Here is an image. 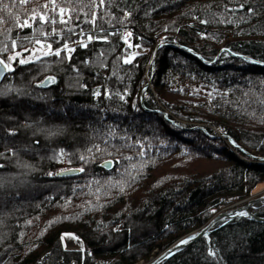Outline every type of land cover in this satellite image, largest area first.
I'll list each match as a JSON object with an SVG mask.
<instances>
[{"label":"trees","instance_id":"trees-1","mask_svg":"<svg viewBox=\"0 0 264 264\" xmlns=\"http://www.w3.org/2000/svg\"><path fill=\"white\" fill-rule=\"evenodd\" d=\"M120 24L129 44L115 32ZM91 26L109 39L16 58L0 82V264L145 261L264 180V161L237 147L264 155V66L235 55L264 61V0H0V58L38 40L53 50ZM172 44L208 61L226 50L205 64ZM144 73L151 89L140 101ZM186 85L206 97H183ZM43 122L55 134L30 131ZM58 148L76 173L56 174ZM207 160L221 164L202 170L197 162ZM81 199L85 208L75 205ZM62 202L74 209L38 221ZM253 212L264 216V205ZM62 230L84 249L63 248ZM162 264H264V222L233 219Z\"/></svg>","mask_w":264,"mask_h":264},{"label":"rangeland","instance_id":"rangeland-1","mask_svg":"<svg viewBox=\"0 0 264 264\" xmlns=\"http://www.w3.org/2000/svg\"><path fill=\"white\" fill-rule=\"evenodd\" d=\"M124 16V18L127 16V15H125V13L123 14ZM171 20V19H170ZM102 31V29H99V30H96V28L95 27H92L91 26V28H81V29H78V30H73L72 31V33H71V35H70V39L68 40V42H66L65 44H62V45H65V47H62V45L60 46V47H57V48H60V52L61 51H65L66 52V54H68V53H70L71 52V50H72V48H74V46H76V45H80L81 47H85L87 44H88V42L89 41H93V40H96V41H98V42H102V41H107L108 39H109V37L108 36H106V34H102V35H99L100 33H101V31ZM96 32H97V34H96ZM115 32H118V35L120 36V39H121V41L123 42V44L124 45H126V44H129V42H130V32H131V30H130V28L128 27V26H126V25H122V24H120L118 27H116L115 28ZM89 36H91L92 37V39H88V37ZM102 37H106V39H103ZM158 44H161V45H163L164 43H162V42H158V43H156L155 44V46L153 47V49H151V60H150V62H149V64H147L146 66H145V72H147V73H149L147 70L149 69V67H151V74H152V72H153V67H154V58H155V53H156V51H157V49L161 46H159V47H157L156 48V46L158 45ZM49 47H50V45H49V42L47 41V40H38L37 42H36V44L35 45H33L32 47H30V49L28 50V52L27 53H24V52H22V50H15V51H13V52H11V53H9V55L7 56V58L6 59H3V60H1V58H0V60L1 61H3L4 63V65H5V63H13V61H14V59H18L19 61L20 60H22V59H24L25 61H28V60H31V59H25L26 57H30V56H35L36 58H38V57H41V56H44L46 53H50V52H53V53H56L55 51H54V49L53 50H50L49 49ZM223 48H225V47H221L220 49H219V51H218V53H217V56L219 55V52H221L222 50H223ZM33 49H36V51H33ZM41 49H44V52H43V54H41ZM56 49V48H55ZM132 50L133 51H131V54L132 53H135V52H140L141 51V49H140V46L139 45H134L133 46V48H132ZM24 51V50H23ZM15 53H19V55L18 56H15L14 54ZM216 57V56H215ZM35 58V59H36ZM213 61V60H212ZM12 68V67H11ZM11 68H6L7 69V71L8 70H10ZM7 71H6V73H7ZM6 73H5V75H6ZM146 73H144V75H145ZM150 74V75H151ZM4 75V76H5ZM48 77V76H47ZM47 77H45V78H47ZM51 78H52V81H53V77L52 76H50ZM44 78V79H45ZM3 79V78H2ZM43 79V78H42ZM41 79V80H42ZM43 79V80H44ZM42 80V81H43ZM144 80H145V82L143 83V85H142V87H141V89H140V93H139V96H140V101H142V95H143V92L145 91V89L146 88H149V89H151V79H150V77H147V74L144 76ZM41 81V82H42ZM1 82V81H0ZM40 82V83H41ZM186 92H184V94H183V97H190V98H204V97H206V91H205V89H203V87L202 86H195V85H186ZM179 94V93H178ZM179 96V95H178ZM171 97V96H170ZM146 109V108H145ZM147 110V109H146ZM155 111H159V112H161L162 113V116H163V118H166V119H168V122L169 123H171V124H177L176 123V121L175 120H173V119H171L169 116H168V113L166 112V111H164V110H162V109H155ZM51 124V123H50ZM52 126V125H51ZM47 127H49V125H47V124H45L44 122H43V127H39V128H36L35 126H32V127H30V131L32 132V133H34V134H42L44 137H45V135H53V134H55V130H49V132H45L46 131V129H47ZM205 130V129H204ZM216 131V130H215ZM45 132V133H44ZM44 133V134H43ZM49 133H51V134H49ZM219 136H221V137H225V138H227L228 139V141L227 142H229L231 145H233V141L231 142L230 140H229V136L228 135H226V134H218ZM232 140V139H231ZM237 147L240 149V150H242L244 153H247L248 155L250 154V155H253V156H260V157H263V158H261V159H257V158H255V157H253V156H251V158H255L256 160H258V161H264V155H261V154H258V155H254V154H252L249 150H247L246 148H244L242 145H237ZM62 149H60V148H58L57 149V162H58V166H56V168H57V173L56 174H60V173H66V171H68V170H70V171H72V172H69V173H67V174H74V173H76L77 171H78V169L76 168H73V169H69V167H67V161H68V158H67V152H65V151H61ZM79 156H80V154H78ZM199 160H201V159H199ZM195 161H197V160H195ZM102 164L103 165H105V164H109V167H110V165L112 164L111 163V161L110 160H105V161H102ZM197 164H199L198 166L202 169V170H210V169H212V168H214L215 166H217V165H219V164H221V161H218V160H207V161H202V162H200V163H198L197 162ZM23 166V168L24 169H30L31 167L29 166V164H25V165H22ZM32 169V168H31ZM73 170H74V172H73ZM18 178L15 180L14 179V181L13 182H11V181H8V185L10 186V185H12V183H13V187L15 188L16 186V183H18ZM4 181V180H3ZM1 182V181H0ZM5 182V181H4ZM11 182V183H10ZM0 184H3V183H0ZM264 195V180L263 181H261V182H258L257 184H255V186L251 189V191H250V193L248 194V195H246L245 197H243V198H241V199H238V200H235V201H233V202H231V203H229L228 205H224V206H221L219 209H217V211H215L210 217H209V219L214 215V214H216L217 212L219 213V212H221V211H224V210H227L228 208H236V207H239V206H241V205H244V204H246L248 201H250V200H252V199H256V198H258V197H260V196H263ZM81 201H82V199H81ZM85 202V203H84ZM84 202L82 201V202H80V203H82V204H75V205H78V207L77 208H79V207H82V208H85L86 206H87V203L89 202V201H85L84 200ZM52 204V203H51ZM50 204V205H51ZM56 205L55 206H53V209H50L49 211H47V212H45L44 213V217H40V218H37L38 219V221H44L47 217H50V212L52 211V213H60V212H64V213H66L67 211H70L71 209H74V208H71L70 206L69 207H67L70 203H61L60 205H58L57 203H55ZM86 205V206H85ZM264 205V202H254L253 203V205L252 206H250L248 209L253 213V214H255V215H258V216H261V215H259V214H257V213H255V212H253V209H255V208H258V207H261V206H263ZM83 206H85V207H83ZM87 210V209H86ZM237 218H239V217H237ZM237 218H234V219H237ZM241 218V217H240ZM244 218V217H243ZM248 219V218H247ZM34 220H35V216H34ZM233 220V219H232ZM252 220V219H251ZM208 221V220H207ZM231 221V220H230ZM255 221V220H254ZM229 222V221H228ZM26 223H28V221H25V224ZM227 223V222H226ZM28 224H30L31 225V227H32V223H28ZM33 224H35V226L37 225V226H39L38 225V223L37 222H35V223H33ZM36 226V227H37ZM202 226V225H201ZM221 227V226H220ZM199 228V227H198ZM198 228H196V229H198ZM219 228V227H218ZM196 229H193V230H196ZM217 229V228H216ZM216 229H214V230H216ZM37 230L38 231H43L42 229H41V227H37ZM193 230H191V231H193ZM213 230V231H214ZM191 231H189V232H191ZM213 231H211V232H213ZM189 232H187V233H185V234H183V235H181V236H184V235H186V234H188ZM210 232V233H211ZM65 233H73L74 234V236H69V235H64L63 236V239H62V234H65ZM209 233V234H210ZM209 234L207 235V236H204L205 238H206V240H208L209 239ZM180 236V237H181ZM77 237H78V239H77ZM202 237V236H201ZM179 238V237H178ZM177 238V239H178ZM59 241H60V243H61V245H62V247L63 248H65V249H69V250H79V251H82L83 249H84V246H83V242H82V239H81V237L76 233V232H74V231H71V230H62V231H60V233H59ZM169 245V244H168ZM167 245V246H168ZM167 246H165L164 248H166ZM187 247V246H186ZM164 248L163 249H161V250H158V251H156L154 254H152L147 260H145V261H138L137 263H135V264H145L146 262H148L149 261V259L151 258V257H154V256H156L158 253H160L162 250H164ZM185 248V247H184ZM182 250V249H181ZM180 251V250H179ZM178 252V251H177ZM177 252H175V253H177ZM175 253H173V254H175ZM172 254V255H173ZM171 255V256H172ZM46 257L47 256V254L46 253H44L43 254V257ZM171 256H169V257H171ZM168 257V258H169ZM168 258H166L165 260H163L160 264H162L164 261H166ZM69 264H77V262L75 261V260H71V262L69 263ZM94 264H103V261H101V260H97V261H95L94 262Z\"/></svg>","mask_w":264,"mask_h":264},{"label":"water","instance_id":"water-1","mask_svg":"<svg viewBox=\"0 0 264 264\" xmlns=\"http://www.w3.org/2000/svg\"><path fill=\"white\" fill-rule=\"evenodd\" d=\"M160 45L161 44H158L156 46V48L159 47ZM172 45H176V46L185 48L190 53L194 54L199 59H201V61L205 64L213 63L217 58V55H216V57L213 59V61H208V60L204 59L197 51H195L194 49H192L190 47H187L184 45H177V44H172ZM223 50H226V48H223ZM232 54H234V53H232ZM235 55L239 56V57L247 58L246 56H244L242 54H235ZM247 60L264 66V63L261 62L262 60H258V59H254V58H250V59L247 58ZM6 71H7V69H6L5 65L3 63H0V81L4 77ZM51 82H52V78L47 77L40 83V85L46 86L47 84H49ZM229 140L232 142L230 137H229ZM249 156H253V155L249 154ZM253 157H255L257 159L263 158L260 156H253ZM104 166L109 167V164H105ZM69 172H72V171L68 170V171H66L65 174H67ZM62 174H64V173L62 172ZM257 201L258 202H264V195L260 196L256 199H252V200L248 201L246 204L241 205L239 207L228 208L227 210L221 211L219 213L217 212L210 219H208V221L205 224L200 226L198 229L193 230V231L189 232L188 234L179 237L178 239H175L166 248H164V250H162L156 256L151 257L149 259V261L146 262L145 264H160L163 260H165L166 258L171 256L173 253H175V252L183 249L184 247L190 245L192 242L196 241L201 236H207L211 231H213L214 229L224 225L226 222H228L234 218L244 217V218L252 219L255 221H259V222H264V216L255 215L248 209L250 206L253 205L254 202H257ZM245 213H247V215H245ZM186 237H191V239L185 240ZM181 241H184V242L181 243Z\"/></svg>","mask_w":264,"mask_h":264},{"label":"snow or ice","instance_id":"snow-or-ice-1","mask_svg":"<svg viewBox=\"0 0 264 264\" xmlns=\"http://www.w3.org/2000/svg\"><path fill=\"white\" fill-rule=\"evenodd\" d=\"M21 2H23V0H21ZM236 7H243V5H236ZM61 13H63L64 12V9H60L59 10ZM253 11V9H251V8H249L248 9V12H252ZM30 15L33 17V18H35L36 17V15H37V13L35 12V11H33L32 13H30ZM125 15H128V13L127 12H125ZM39 18L41 19V20H44L45 19V14L44 13H40L39 14ZM61 19H63V15H61ZM27 23H29V21L27 20V19H25L24 20V24H27ZM24 24H22L21 26H24ZM201 35H205V33H200ZM103 39H106V37H102ZM88 39H92V37L91 36H89L88 37ZM62 47H65V45H62ZM33 51H36V49H33ZM54 51L57 53V54H59V52H60V48H56V49H54ZM43 52H44V49H41V54H43ZM15 56H18L19 55V53H15L14 54ZM36 57L35 56H30V57H26L25 59H35ZM248 59H250L251 57H247ZM125 59H128L127 57L125 58ZM25 62V60L24 59H22V60H20V63H24ZM262 63H264V61H261ZM0 63H4L3 61H0ZM5 67L6 68H11L12 67V64L11 63H5ZM7 131L9 132V133H12V132H15L16 131V129H14V128H9V129H7ZM49 134H51V133H49ZM137 143H139V141H137ZM162 143H163V141H162ZM9 151H11V149H9ZM62 151V150H61ZM142 166V165H141ZM245 215H247V213H245ZM64 235H69V236H74V234L73 233H65V234H62V239H63V236ZM77 239H78V237H77ZM188 239H191V237H186L185 238V240H188ZM184 241H181V243H183ZM209 252H212V250L211 249H209Z\"/></svg>","mask_w":264,"mask_h":264},{"label":"bare ground","instance_id":"bare-ground-1","mask_svg":"<svg viewBox=\"0 0 264 264\" xmlns=\"http://www.w3.org/2000/svg\"><path fill=\"white\" fill-rule=\"evenodd\" d=\"M243 55V54H242ZM245 56V55H244ZM246 57H249V56H246ZM243 58V57H242ZM252 58V57H251ZM245 59H247V58H245ZM255 59V58H254ZM249 61V60H248ZM251 62V61H250ZM253 63V62H252ZM73 172H74V170H73ZM60 175H63L62 173H60ZM70 175V174H69Z\"/></svg>","mask_w":264,"mask_h":264}]
</instances>
